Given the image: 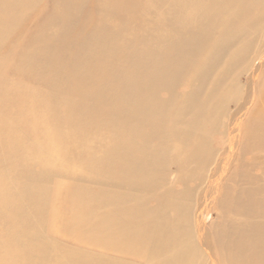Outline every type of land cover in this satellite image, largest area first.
I'll return each mask as SVG.
<instances>
[{
  "label": "bare ground",
  "instance_id": "6f19581e",
  "mask_svg": "<svg viewBox=\"0 0 264 264\" xmlns=\"http://www.w3.org/2000/svg\"><path fill=\"white\" fill-rule=\"evenodd\" d=\"M42 2L0 0V264H264V0H48L23 39Z\"/></svg>",
  "mask_w": 264,
  "mask_h": 264
},
{
  "label": "rangeland",
  "instance_id": "374dc122",
  "mask_svg": "<svg viewBox=\"0 0 264 264\" xmlns=\"http://www.w3.org/2000/svg\"><path fill=\"white\" fill-rule=\"evenodd\" d=\"M46 1H48V0H43V2H46ZM53 1H56L57 2V0H53ZM58 1L64 2V3H67V4L68 3H71V4H75L77 6H80L79 8H81V9H80L79 15L84 20H89L90 21L93 17L95 18V14L93 16V13H95V10H96V7H97L96 0H58ZM43 2L38 6V9H37V10L40 11V15L38 16V17H40L39 20L37 22H36V20H34L33 23L28 24L24 28L21 27L22 28L21 29V31H22L21 32V36L24 37L23 39H27V38H30V37H36V38L41 37L43 35V33H42V29H41L40 26H42L43 23L44 24H46V23L50 24L52 22L53 10H50V7H49L50 3L44 5ZM97 18L98 17L96 16V19ZM20 45H24V44L19 43L15 49L16 50L17 49L18 50H21L20 49V47H21ZM35 171H36V173H38L39 172V169L38 168H35ZM7 179H12L13 181H20V180H22V176H21V174H15L14 176H10V174H7L4 180H7ZM50 183H52V185L50 186V193H53L57 189H60L59 186L57 187V185H53L54 184L53 181L50 182ZM49 223L50 222L47 219V222H46V231H47V228L49 226ZM51 225H53V223H51ZM49 237H51L50 234H49ZM60 239L61 240L62 239L65 240L64 239V236L61 237ZM69 247H72L71 249H74L76 247V245L73 246V244H70ZM81 248L83 249L84 247L81 246Z\"/></svg>",
  "mask_w": 264,
  "mask_h": 264
}]
</instances>
